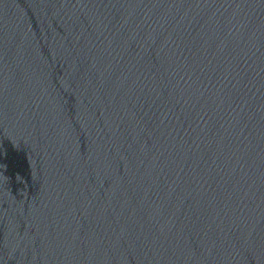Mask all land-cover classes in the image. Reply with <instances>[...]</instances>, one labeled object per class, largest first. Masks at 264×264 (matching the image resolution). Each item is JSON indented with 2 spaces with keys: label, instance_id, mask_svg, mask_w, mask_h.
Returning a JSON list of instances; mask_svg holds the SVG:
<instances>
[{
  "label": "water",
  "instance_id": "obj_1",
  "mask_svg": "<svg viewBox=\"0 0 264 264\" xmlns=\"http://www.w3.org/2000/svg\"><path fill=\"white\" fill-rule=\"evenodd\" d=\"M0 264H264V0H0Z\"/></svg>",
  "mask_w": 264,
  "mask_h": 264
}]
</instances>
